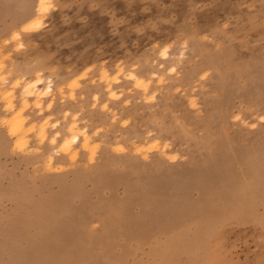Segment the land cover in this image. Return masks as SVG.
Here are the masks:
<instances>
[{
	"label": "rangeland",
	"instance_id": "374dc122",
	"mask_svg": "<svg viewBox=\"0 0 264 264\" xmlns=\"http://www.w3.org/2000/svg\"><path fill=\"white\" fill-rule=\"evenodd\" d=\"M0 264H264V0H0Z\"/></svg>",
	"mask_w": 264,
	"mask_h": 264
},
{
	"label": "bare ground",
	"instance_id": "6f19581e",
	"mask_svg": "<svg viewBox=\"0 0 264 264\" xmlns=\"http://www.w3.org/2000/svg\"><path fill=\"white\" fill-rule=\"evenodd\" d=\"M43 11V10H42ZM41 11V12H42ZM42 24H41V21L40 22H37L36 23V26H35V28L36 29H39L40 27H42L41 26ZM39 86V85H38ZM39 89V88H38ZM28 93V92H27ZM28 94H30V93H28ZM37 95V97H36V99L38 98V100H41V96L43 95V92H40L39 94L38 93H36ZM31 95V94H30ZM22 116L20 115V119H22L21 118ZM25 125H24V121L22 120V121H18V123H17V125H16V130H17V132L18 133H20L21 135H24L26 132H25ZM73 131V133L70 135V138H68L67 140H65V143H64V145H63V147H64V150L67 152V151H69L72 147H73V145L75 144V143H78L79 141H80V136H79V134L78 133H75L74 132V130H72ZM88 138H86V140H87ZM86 146L87 147H89V143L88 142H86Z\"/></svg>",
	"mask_w": 264,
	"mask_h": 264
},
{
	"label": "snow or ice",
	"instance_id": "6c2138e0",
	"mask_svg": "<svg viewBox=\"0 0 264 264\" xmlns=\"http://www.w3.org/2000/svg\"><path fill=\"white\" fill-rule=\"evenodd\" d=\"M42 3H43V0H42ZM27 30V29H26Z\"/></svg>",
	"mask_w": 264,
	"mask_h": 264
}]
</instances>
